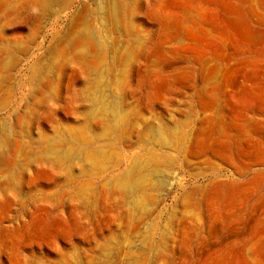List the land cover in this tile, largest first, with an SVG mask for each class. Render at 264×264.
<instances>
[{
    "label": "rangeland",
    "instance_id": "obj_1",
    "mask_svg": "<svg viewBox=\"0 0 264 264\" xmlns=\"http://www.w3.org/2000/svg\"><path fill=\"white\" fill-rule=\"evenodd\" d=\"M0 264H264V0H0Z\"/></svg>",
    "mask_w": 264,
    "mask_h": 264
}]
</instances>
